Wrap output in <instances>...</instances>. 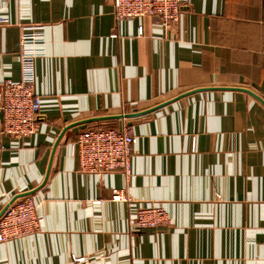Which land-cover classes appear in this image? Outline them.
Here are the masks:
<instances>
[{"label": "crops", "instance_id": "obj_1", "mask_svg": "<svg viewBox=\"0 0 264 264\" xmlns=\"http://www.w3.org/2000/svg\"><path fill=\"white\" fill-rule=\"evenodd\" d=\"M22 49L40 128L0 129V212L30 196L42 222L0 264H264V0H190L170 26L111 0H0V99ZM124 125L130 172L82 171L78 133ZM146 206L170 224L138 229Z\"/></svg>", "mask_w": 264, "mask_h": 264}, {"label": "built area", "instance_id": "obj_2", "mask_svg": "<svg viewBox=\"0 0 264 264\" xmlns=\"http://www.w3.org/2000/svg\"><path fill=\"white\" fill-rule=\"evenodd\" d=\"M190 0H111L118 20L152 16L166 26L179 21L181 9ZM142 32V29H141ZM39 38L36 30L23 34V44L34 43ZM30 50V49H29ZM36 53L21 50L22 79H6L1 87L0 129L17 138H26L39 131L41 100L35 91L33 63ZM136 136L128 126H97L78 133L73 143L82 171L106 173L116 170H131ZM114 199H125L120 189H114ZM133 223L138 229L160 227L170 224L171 217L160 206L140 207ZM42 217L37 213L36 203L30 196L12 201L0 212V242L26 236L39 230ZM77 264L97 263L84 257H74Z\"/></svg>", "mask_w": 264, "mask_h": 264}]
</instances>
